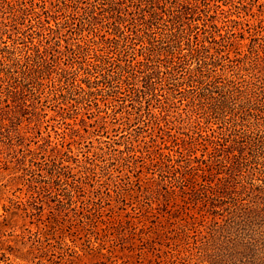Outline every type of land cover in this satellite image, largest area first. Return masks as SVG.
I'll use <instances>...</instances> for the list:
<instances>
[{
	"label": "rangeland",
	"instance_id": "obj_1",
	"mask_svg": "<svg viewBox=\"0 0 264 264\" xmlns=\"http://www.w3.org/2000/svg\"><path fill=\"white\" fill-rule=\"evenodd\" d=\"M54 1L55 4H49L47 8L50 17L42 13L43 24L31 14L15 25L9 10L1 7L4 0H0V22L8 25L9 34L17 38L19 29L25 32L24 41L17 42V46L29 49L34 44H44L41 45L42 55L51 62L53 71L49 79L43 80L44 85L36 95L22 85L18 94L9 95L0 78V264H167L173 255L183 264H209L211 259L204 248L209 239L207 231L216 219L222 220L217 211L227 214L234 208L232 192L243 190L238 182L244 180L242 174L249 172L245 167L240 171L231 166L240 160L234 154H248L250 142L256 136L241 135L240 142L231 149H222L219 145L222 138L212 137L209 150L199 149L181 162L169 161L176 167L182 164L191 174H196L200 172V166L205 167L203 159L221 158L220 154L223 158L231 156L229 167L206 173L208 178L201 179L197 190L186 186L184 193L181 184L191 185V181L178 180L181 174L174 171L162 176L159 166L153 165L152 158L159 153L174 155L177 149L163 144L158 130L153 128V114L160 117L163 125L169 120L176 121L179 113L187 117L186 111L192 113L194 109L190 97L196 96L200 86L195 83L189 86L186 70L181 71L178 79L170 81V85L168 79L165 82L153 79L159 100H153L148 94L152 99V114L143 110V117H139L138 97L128 91L130 88L125 83L116 84L117 91L112 96L105 90L98 92L93 98H97L100 108L94 102L85 107L72 101L69 94L78 98L79 92L69 90L71 87L67 83L56 90L53 82L62 68L74 70L72 78L84 87L88 86L89 80L99 76L98 70L86 73L87 61H93V52L85 57L75 56L68 50L78 41L94 36L89 33L91 27L83 32L84 39L80 35L78 24L84 17V9H78L77 0ZM84 1L80 6L93 4L99 7L94 27L102 36L109 37L108 29L104 27L108 15L106 1ZM249 1L170 0L169 5L176 13L184 14L186 24L197 25L203 32L202 29L207 27L204 23L211 24L212 20L225 29L235 26L229 21L231 19L250 20L253 24L257 18L249 15L252 9L246 3ZM116 2L129 17L137 15L138 10L131 0ZM65 3L67 9L63 8ZM253 9L257 11V5ZM57 21L68 23L52 34L48 28H56ZM242 27L249 28L245 25L236 28ZM224 28L222 33L226 32ZM155 31L167 33L169 29L162 26ZM258 31L264 34V23L259 24ZM249 35L246 32V37ZM258 36L256 48L264 54V38L260 33ZM106 37L95 39L103 41ZM132 37H135L134 33ZM4 39L8 43L1 44L0 57L22 58L26 64L25 52H9L6 46L13 40L8 35ZM250 41L248 38L243 42ZM229 48L233 47L224 48L220 56L224 55V63L229 62ZM242 49L247 50L248 46ZM109 56L113 63L125 64L117 51ZM129 58L133 59L131 55ZM232 64H239V61ZM7 65H0V76H5L9 69ZM13 67V71H18L17 66ZM113 68L117 70L115 65ZM135 69V78L129 87L146 90V73L139 67ZM212 72L223 74L221 67H214ZM218 81L219 85H224L228 83V76L224 73ZM31 86L35 88V84ZM60 92L66 96L59 95ZM173 93L177 98L168 99ZM171 102L175 104L168 107ZM115 107L119 112L109 114ZM257 114L258 118L264 116ZM217 123L213 118L208 126L218 129L216 135L221 137L227 123L220 127ZM245 123L244 130H248L251 123ZM175 124H170L172 127L166 128L164 134L160 133L165 136L167 145H172L173 135L182 136L173 127ZM183 126L180 132L188 131L191 125L186 122ZM260 136L264 140L263 132ZM133 147H137L135 152L131 150ZM215 148L222 149L221 153ZM148 150H155L156 154L150 157ZM163 161L167 160L163 158ZM262 179V174L255 170L250 173L249 186L263 184ZM211 191L215 193V199L205 204Z\"/></svg>",
	"mask_w": 264,
	"mask_h": 264
},
{
	"label": "trees",
	"instance_id": "obj_2",
	"mask_svg": "<svg viewBox=\"0 0 264 264\" xmlns=\"http://www.w3.org/2000/svg\"><path fill=\"white\" fill-rule=\"evenodd\" d=\"M105 1L104 5H108L107 10H105L108 15L105 17L107 23L104 27L108 29L107 32L110 36H102L100 32L95 30L97 29L94 27L95 13L99 7L93 4L83 7L80 4L85 3V1L77 0L78 9L79 7L84 9L82 15L84 17L79 19L78 24L80 35L84 39L83 32L89 29L87 27H91L89 33H93L94 37L89 40L84 39V43L80 40L68 49L75 56L87 57L93 52V61H87L89 68L86 73L92 74V70H98L99 76L95 80H89L88 86L84 87L72 78L74 70L62 68V71L58 72L57 80L53 82L54 87L57 90L67 83L71 87L69 90L78 91L80 94V97L77 98L70 93V99L82 103L86 107L93 102L99 106L97 98H93L98 92L105 90L108 96H112L117 91L115 89L116 84L125 83L128 89L130 88L128 91H133L138 97L140 103L139 117H143L141 113L143 110L152 114L151 100H159L158 88L156 83H153L155 82L153 79L157 78L160 82H165L168 79V85H170L172 83L170 81L178 79L181 71L186 70L189 75L186 82L190 84L189 86L191 83L200 86L199 92L196 96L190 97L189 101L194 106L191 111L195 114L186 111L187 117H185L183 113H179L176 120L178 121L177 124H175L176 121L169 120L166 125L162 124L159 116L153 114L155 117L153 128L158 130V136L163 139V144L168 148L177 147L174 150L176 153L174 155L159 153L156 158H152L153 165L159 166L162 176L165 172L174 171L181 174L178 176V180L191 181V185L181 184L184 193L186 186L190 187L191 190H197L196 187L201 184V179L206 180L208 178L207 174L212 173L215 169H220V167H229L232 163L229 161L231 156L223 158V155L220 154L221 158L203 159L202 162L205 167L200 166L198 168L200 172L196 174H191L182 164L176 167L173 163L168 162H181L183 158L191 156L192 152L199 149L209 150V143H213L212 137L222 138L219 144L223 147L222 149H231L240 142L243 137L241 135L248 134L250 136L252 134L251 137L256 136L250 142L251 148L248 154L244 152L241 155L234 154L235 157L239 156L240 160L233 162L231 166L240 171H243V167L248 169V174H242L244 175L243 181L246 183L238 182L241 183L243 190L232 192L234 195L232 197L233 209H230L227 214L225 211H217L222 216V220L216 219L209 227L207 231L209 239L204 248L208 251L207 255L211 259L209 264H264V183L249 186L251 182L248 181L250 173L253 174L255 170L264 177V140L260 136L262 132L264 133V116L262 118L257 117V113L264 114V54L256 48V43L260 39L259 33L264 38V34L258 31L259 24L264 23V2L260 0L246 2L252 6L249 15L257 18L253 24L250 23V20L231 19L229 21L235 23V26L225 29L218 25L215 20H212L211 24L204 23L207 27L201 32L198 30L199 26L184 22V14L176 13L169 5L170 0H131L132 5L138 10L137 15L132 17L118 8L116 0ZM49 4L54 5L55 1L4 0L1 7L9 10L15 25L21 23L22 20L24 21L31 14L38 18L39 24H43L42 13H47V17H50L47 11ZM256 5L257 11L253 9ZM37 7L40 10H37ZM63 8H68L66 3ZM129 14L133 15L132 13ZM147 14H149V18H147ZM209 17L215 18V16L210 15ZM65 23L68 22L57 21L56 28L49 26L48 30L52 34L59 32ZM0 24H2L0 26V48L2 43H8L4 39L5 35H8L13 43L7 45L6 49L9 52H25L24 57L25 60L27 59V63L24 64L22 58L0 57V65L8 64L6 68H9L5 76H0L1 81L7 86L6 90L9 95L18 94L21 91V85L36 95V92H39L44 85L43 80L49 79L53 72L51 62L44 59L42 55L41 45L44 46V44L40 42V44H34L29 49L17 46V42L24 41L25 32L19 29L17 38H13L6 29L8 25L4 21ZM239 25L249 26V28H236ZM162 26L167 27L169 32L158 33L155 31ZM223 28L225 33L221 31ZM131 32L135 34V37H132ZM246 32L250 34L248 37H246ZM96 37H106V39L97 41ZM248 38L251 41L244 43L243 41ZM213 43L215 46H212ZM229 46L233 47L227 50L229 62L224 63L222 61L224 55L220 56L224 52L223 49ZM246 46L248 49L243 50L242 48ZM212 49H214V53ZM44 50L47 48L45 47ZM113 51H117L121 57L120 60L125 64H115L111 61L109 55ZM232 53L235 55L232 56ZM130 55L133 59L129 58ZM140 56L142 58L137 59ZM234 61H239V64H232ZM13 65L17 66L18 71L12 70ZM114 65L117 68L115 71ZM138 67L143 70L141 72L146 73L144 76L146 90L129 87L135 78V68ZM214 67H221L223 74L228 76V83L218 84L219 76L223 74H213ZM17 73L18 75H16ZM31 84H35L34 89L31 88ZM60 93L59 95L66 96L62 92ZM148 94L152 95V99L148 98ZM171 97L177 98L174 93L169 94L167 98L171 99ZM174 104V102L168 103V107H172ZM112 110V113H108L119 112L116 107ZM228 116L229 118H227ZM203 118L205 121L202 120ZM213 118L218 121L219 127L220 124H228H225V131L220 134L223 135L221 137L216 135L218 129L208 126ZM261 119L263 121H260ZM246 121L251 123V126L247 125L249 126L248 130H244ZM186 122L191 125L189 130L180 132L184 129L183 124ZM170 124H175L173 127L179 130L178 132L182 136L173 135V140H170L172 145H167L165 136L160 133L167 132L166 128L172 127ZM221 127L223 128V126ZM222 149L215 148V151L221 153ZM131 150L135 152L137 147H133ZM147 152L150 157L156 154L155 150H148ZM163 158L167 161H163ZM229 175L232 174L229 173ZM262 180L264 181V179ZM211 195L206 196L205 204L215 199L213 191H211ZM167 264L183 263L177 259L176 255H173Z\"/></svg>",
	"mask_w": 264,
	"mask_h": 264
}]
</instances>
